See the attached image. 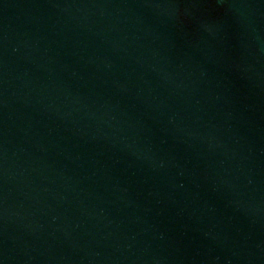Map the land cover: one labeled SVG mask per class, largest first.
<instances>
[{"label": "water", "instance_id": "95a60500", "mask_svg": "<svg viewBox=\"0 0 264 264\" xmlns=\"http://www.w3.org/2000/svg\"><path fill=\"white\" fill-rule=\"evenodd\" d=\"M0 264H264V0H0Z\"/></svg>", "mask_w": 264, "mask_h": 264}]
</instances>
